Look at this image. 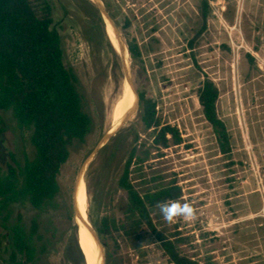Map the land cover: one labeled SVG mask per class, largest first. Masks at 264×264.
<instances>
[{"label": "rangeland", "instance_id": "rangeland-1", "mask_svg": "<svg viewBox=\"0 0 264 264\" xmlns=\"http://www.w3.org/2000/svg\"><path fill=\"white\" fill-rule=\"evenodd\" d=\"M47 1L64 64L77 78L92 130L83 143L69 148L60 167L56 208L39 212L28 204L13 206L9 221L19 214L28 229L35 219L44 238L46 248L34 264H95L91 254L85 258L74 204L79 203L80 222L93 239V225L102 217L119 218L125 194L117 182L133 146L140 153L150 152L141 170L130 176L139 194L175 185L180 197L173 201L188 202L195 209L194 219L177 218L173 223L163 219L159 208L151 212L156 228L174 241L182 256L198 264H264V0H207L202 30V0H98L118 30L135 92L155 104L159 127H175L181 143L154 145L155 134L144 129L137 104L127 123L86 167L81 181L82 163L116 125L110 116L129 85L123 59L95 4ZM129 40L138 45L137 60L126 49ZM205 79L219 91L216 112L229 138L225 154L197 101ZM2 115L4 170L11 157L19 163L31 158L33 148L30 133L20 131L9 112ZM80 185L86 193L83 212L77 198ZM2 234L0 229V263L7 260ZM98 242L102 264H170L146 229L141 239L114 232Z\"/></svg>", "mask_w": 264, "mask_h": 264}, {"label": "trees", "instance_id": "trees-1", "mask_svg": "<svg viewBox=\"0 0 264 264\" xmlns=\"http://www.w3.org/2000/svg\"><path fill=\"white\" fill-rule=\"evenodd\" d=\"M207 9V0H202L201 30ZM126 49L133 60L140 58L134 40L126 42ZM63 56L47 0H0V136L6 129L2 114L9 112L17 128L30 133L33 148L31 158L19 163L11 157V163L4 170L0 168V229L4 231L2 238L7 248V260L0 264H34L37 254L44 252L46 244L35 219L28 229L19 214L14 222L9 221L13 206L28 204L39 212L56 208L60 167L68 159L69 148L83 143L92 130V118L83 108L77 78L65 66ZM196 93L202 116L225 154L229 151V138L216 112L219 91L212 81L205 79ZM136 94L140 122L145 130L154 132V145H179L177 129L169 125L159 127L155 104L144 93L136 90ZM149 154L147 150L138 152L135 146L130 149L117 182L125 194L120 217H102L93 225L96 236L100 241L101 237L120 232L141 239L146 229L170 264H198L182 256L174 241L159 231L151 218L157 204L179 198L180 189L171 185L141 195L131 182V174L141 170Z\"/></svg>", "mask_w": 264, "mask_h": 264}, {"label": "bare ground", "instance_id": "bare-ground-1", "mask_svg": "<svg viewBox=\"0 0 264 264\" xmlns=\"http://www.w3.org/2000/svg\"><path fill=\"white\" fill-rule=\"evenodd\" d=\"M110 30L113 32L111 27L107 24V27H106L107 36H108L111 44L113 45V47L116 50H119L118 42H117V39L115 37V34L113 35L114 32L112 33ZM123 54H124V49H123ZM128 88H129V86H128ZM133 103H134V94L131 91V89L129 88V91L127 90V92H125V95L120 99V101L116 104V106L114 107V109L112 111V114L110 116L111 124L112 125L116 124L113 128L117 127L119 125V123L121 122V120L124 119L131 112V109L133 107ZM78 181H77V183H78ZM77 198L81 204V209L83 212L86 208V193H85L83 185H80V187L78 189ZM76 210H77V212H80L79 203L77 201H76ZM78 224H79V228L84 233L83 240H82V238H80V240H81V243H83V250H84V255H85L86 260L90 259V257H91L90 254H91L92 257L95 259V264H102V248H101V246L92 238L90 233H87L84 231V228H83L84 224L83 225L81 224L80 218L78 220Z\"/></svg>", "mask_w": 264, "mask_h": 264}, {"label": "water", "instance_id": "water-1", "mask_svg": "<svg viewBox=\"0 0 264 264\" xmlns=\"http://www.w3.org/2000/svg\"><path fill=\"white\" fill-rule=\"evenodd\" d=\"M90 1L93 4H95L96 8L100 12V14H101L102 18L104 19L105 23L108 24L111 27V29L113 30V32L115 34V37H116L117 42H118V47H119L118 51H119V54L121 55V58L123 59V62H124V71H125L126 80H127L128 85H129V88L131 89V91L134 94L135 101L133 103L132 111L124 119L121 120V122L119 123V125L117 127L113 128V129H110L106 134H104L101 137V139L97 142L95 147L91 150V152L87 155V157L83 161L81 169L79 171L78 180L81 179V176L83 175L84 170L89 165V163L92 161V159L97 155V153L118 133L120 128L125 123H127V121L129 120V117L131 116L134 108L137 107V104H138L137 94H136V92L134 90V87L132 85V82H131V79H130V76H129V72H128L127 68L125 67V60H124V55H123V44L121 42L118 30L116 29L114 23L112 22L111 18L109 17V15L105 11V9L102 6L99 5L98 0H90ZM73 196H74V194H73ZM73 215H74V219L76 221L77 227L79 228V224H78L79 213L76 210L75 204H74V209H73ZM93 236H94V240L99 244L97 236L95 234H93Z\"/></svg>", "mask_w": 264, "mask_h": 264}, {"label": "clouds", "instance_id": "clouds-1", "mask_svg": "<svg viewBox=\"0 0 264 264\" xmlns=\"http://www.w3.org/2000/svg\"><path fill=\"white\" fill-rule=\"evenodd\" d=\"M157 207L159 208L163 219L168 223L175 222L177 218H183L185 220H191L195 218V209L188 202H159Z\"/></svg>", "mask_w": 264, "mask_h": 264}]
</instances>
